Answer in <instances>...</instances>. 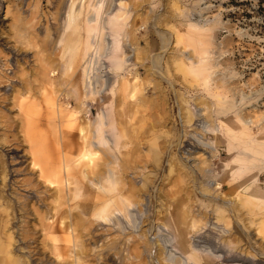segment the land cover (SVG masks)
Returning <instances> with one entry per match:
<instances>
[{"label":"rangeland","instance_id":"obj_1","mask_svg":"<svg viewBox=\"0 0 264 264\" xmlns=\"http://www.w3.org/2000/svg\"><path fill=\"white\" fill-rule=\"evenodd\" d=\"M0 264H264V3L0 0Z\"/></svg>","mask_w":264,"mask_h":264},{"label":"trees","instance_id":"obj_2","mask_svg":"<svg viewBox=\"0 0 264 264\" xmlns=\"http://www.w3.org/2000/svg\"><path fill=\"white\" fill-rule=\"evenodd\" d=\"M258 3H260V4L264 3V0H258ZM261 8L263 9L262 6H261Z\"/></svg>","mask_w":264,"mask_h":264},{"label":"built area","instance_id":"obj_3","mask_svg":"<svg viewBox=\"0 0 264 264\" xmlns=\"http://www.w3.org/2000/svg\"><path fill=\"white\" fill-rule=\"evenodd\" d=\"M59 99H60V96H59V98H58V101H61L62 104H65V103L63 102V100H59ZM67 104H68V102H67Z\"/></svg>","mask_w":264,"mask_h":264},{"label":"bare ground","instance_id":"obj_4","mask_svg":"<svg viewBox=\"0 0 264 264\" xmlns=\"http://www.w3.org/2000/svg\"><path fill=\"white\" fill-rule=\"evenodd\" d=\"M170 256L173 257V254L170 253ZM175 257V256H174Z\"/></svg>","mask_w":264,"mask_h":264}]
</instances>
